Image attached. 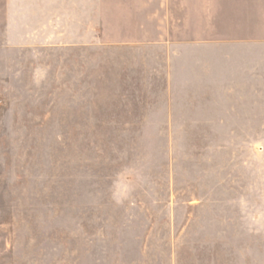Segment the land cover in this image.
<instances>
[{"label":"rangeland","instance_id":"obj_1","mask_svg":"<svg viewBox=\"0 0 264 264\" xmlns=\"http://www.w3.org/2000/svg\"><path fill=\"white\" fill-rule=\"evenodd\" d=\"M11 1L0 264H264V0H88L84 49Z\"/></svg>","mask_w":264,"mask_h":264},{"label":"crops","instance_id":"obj_2","mask_svg":"<svg viewBox=\"0 0 264 264\" xmlns=\"http://www.w3.org/2000/svg\"><path fill=\"white\" fill-rule=\"evenodd\" d=\"M11 1V0H10ZM11 3H13L11 1ZM10 2H8L7 6V16L6 21L4 23L6 38L8 39H24L29 36V29L31 26L35 25V27L39 30L37 33V37L42 41H45L49 36V32H47V27L49 26V22L58 25L59 23L66 24V41L70 48H90L91 44V15H90V6L88 0H66V5L64 9H59L56 14H54V9L51 12H48V7L51 8L57 7L55 3L51 4L48 2H39L34 4V6H38V19L37 22H34L32 18L26 17L24 19V15H20L23 18H16L15 13H23V10H16L17 7L21 8L24 6L25 0H15V8L13 10L11 7L13 6ZM60 6V5H59ZM32 7V6H31ZM35 7H32L33 10ZM48 13H51L54 16V19L49 17ZM38 25V26H37ZM190 43H194L193 40L189 41Z\"/></svg>","mask_w":264,"mask_h":264}]
</instances>
